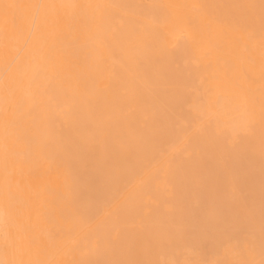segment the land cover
Listing matches in <instances>:
<instances>
[{
	"label": "bare ground",
	"instance_id": "obj_1",
	"mask_svg": "<svg viewBox=\"0 0 264 264\" xmlns=\"http://www.w3.org/2000/svg\"><path fill=\"white\" fill-rule=\"evenodd\" d=\"M155 1L0 0V264H264V0Z\"/></svg>",
	"mask_w": 264,
	"mask_h": 264
},
{
	"label": "rangeland",
	"instance_id": "obj_2",
	"mask_svg": "<svg viewBox=\"0 0 264 264\" xmlns=\"http://www.w3.org/2000/svg\"><path fill=\"white\" fill-rule=\"evenodd\" d=\"M147 3H149V4H152V5H154L155 7L154 8H156L157 7V5H158V3L155 1V0H145ZM154 10V9H153ZM154 13V12H153ZM185 61L184 60H182V61H179V62H177L176 63V66L177 67H182L185 63H184ZM181 70V69H180ZM166 88H168V87H166ZM179 156V157H178ZM177 156V158L178 159H180V158H182L183 156L182 155H178ZM181 156V157H180Z\"/></svg>",
	"mask_w": 264,
	"mask_h": 264
}]
</instances>
